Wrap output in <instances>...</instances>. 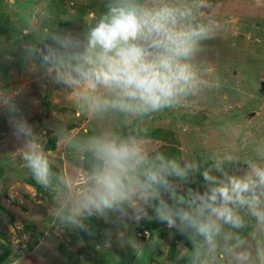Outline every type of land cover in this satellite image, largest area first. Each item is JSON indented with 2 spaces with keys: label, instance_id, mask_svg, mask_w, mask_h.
Instances as JSON below:
<instances>
[{
  "label": "clouds",
  "instance_id": "1",
  "mask_svg": "<svg viewBox=\"0 0 264 264\" xmlns=\"http://www.w3.org/2000/svg\"><path fill=\"white\" fill-rule=\"evenodd\" d=\"M254 4L264 7V0ZM218 7L214 0H102L80 25H55L39 6L13 21L14 44L0 42V60L13 62L18 52L29 76L66 90L77 113L97 125L81 134L56 124L51 151L47 132L20 106L27 85L0 87L15 152L51 195L47 217L58 234L95 236V218L109 225L105 249H131L145 264L153 237L145 244L131 230L155 221L181 237L174 264H264V137L249 140L227 126L245 150L229 143L196 159L158 148L149 127L155 116L191 109L219 89L204 56L227 31ZM64 153L70 159L57 167ZM159 246L164 259L169 245Z\"/></svg>",
  "mask_w": 264,
  "mask_h": 264
},
{
  "label": "rangeland",
  "instance_id": "2",
  "mask_svg": "<svg viewBox=\"0 0 264 264\" xmlns=\"http://www.w3.org/2000/svg\"><path fill=\"white\" fill-rule=\"evenodd\" d=\"M214 3L219 5L217 18L227 25V31L209 42L204 56L219 75V89L193 108L159 114L149 124L155 145L172 155L206 159L213 152L223 151L229 143L245 150V144L227 135V126L238 130L241 137L247 135L249 140L264 137V7L257 8L254 0ZM101 5L102 0H0V42H12L13 21L37 11L38 6L51 15L55 25L71 27L82 24L85 18L93 19ZM14 55L13 62L0 60V87L27 85L20 106L37 130L47 132V149L55 151L52 132L56 124L69 130L75 128L81 134L96 129L95 122L77 113L66 90L36 81L24 70L19 53ZM18 147L8 115L0 110V254L10 252L1 264H13L12 256L15 264H138L131 249L103 247V230L109 227L103 221H89L95 236L71 230L58 234L57 226L47 217L52 197L31 183L32 176L15 152ZM69 159V153L58 154L57 167ZM10 225L17 248L11 245ZM141 227H145L143 223L131 231L135 233ZM151 230L154 247L147 250L145 264H174L181 237H170L166 226L158 222ZM137 239L148 243L141 237ZM161 243L169 245L164 259H159L163 254Z\"/></svg>",
  "mask_w": 264,
  "mask_h": 264
},
{
  "label": "trees",
  "instance_id": "3",
  "mask_svg": "<svg viewBox=\"0 0 264 264\" xmlns=\"http://www.w3.org/2000/svg\"><path fill=\"white\" fill-rule=\"evenodd\" d=\"M101 8H102V5H101V7H100V10H101ZM51 148H53V146H52ZM32 180H33V179H32ZM31 183L37 185V188H38V189L41 188L38 184L35 183L34 180H33V182L31 181ZM194 186H195V185H194ZM143 225H144L145 227L138 228V229L135 231V234H136V232H137L138 230H141V229H148V230H151V229L155 228V227L157 226V222H155V221H153V222H144ZM151 231H152V230H151ZM136 236H137V234H136ZM151 236H153V232H152V235H151ZM138 237H139V236H138ZM9 253H10V252H9L8 250H5L2 254H0V264H1L4 260L7 259ZM174 259H175V257H173V260H174Z\"/></svg>",
  "mask_w": 264,
  "mask_h": 264
},
{
  "label": "built area",
  "instance_id": "4",
  "mask_svg": "<svg viewBox=\"0 0 264 264\" xmlns=\"http://www.w3.org/2000/svg\"><path fill=\"white\" fill-rule=\"evenodd\" d=\"M136 234H137V236H139L145 240H148L147 237L152 235V231L148 230V229H141V230H138L136 232Z\"/></svg>",
  "mask_w": 264,
  "mask_h": 264
},
{
  "label": "crops",
  "instance_id": "5",
  "mask_svg": "<svg viewBox=\"0 0 264 264\" xmlns=\"http://www.w3.org/2000/svg\"><path fill=\"white\" fill-rule=\"evenodd\" d=\"M88 244H89V245H87L88 247H92V246H91V243H88Z\"/></svg>",
  "mask_w": 264,
  "mask_h": 264
}]
</instances>
